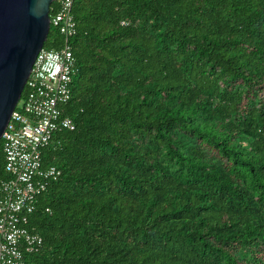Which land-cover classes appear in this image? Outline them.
<instances>
[{
    "label": "trees",
    "instance_id": "trees-1",
    "mask_svg": "<svg viewBox=\"0 0 264 264\" xmlns=\"http://www.w3.org/2000/svg\"><path fill=\"white\" fill-rule=\"evenodd\" d=\"M72 13L75 128L42 150L60 175L27 216L43 245L25 264H264V0ZM63 44L51 26L44 47ZM4 162L0 141V182Z\"/></svg>",
    "mask_w": 264,
    "mask_h": 264
},
{
    "label": "built area",
    "instance_id": "built-area-1",
    "mask_svg": "<svg viewBox=\"0 0 264 264\" xmlns=\"http://www.w3.org/2000/svg\"><path fill=\"white\" fill-rule=\"evenodd\" d=\"M55 1L57 10L50 16V27L64 37V44L59 50L43 47L38 52L24 87L28 94L16 104L0 138L7 174L0 182V264H25V255L42 247L41 235L25 223L48 182L60 175L56 166H42V150L56 130L75 128L59 108L70 97L75 68L68 43L77 32L74 0Z\"/></svg>",
    "mask_w": 264,
    "mask_h": 264
},
{
    "label": "water",
    "instance_id": "water-1",
    "mask_svg": "<svg viewBox=\"0 0 264 264\" xmlns=\"http://www.w3.org/2000/svg\"><path fill=\"white\" fill-rule=\"evenodd\" d=\"M55 0H0V138L50 30Z\"/></svg>",
    "mask_w": 264,
    "mask_h": 264
}]
</instances>
